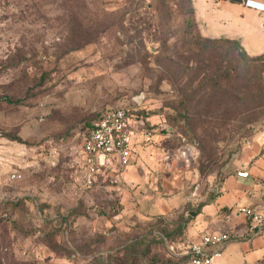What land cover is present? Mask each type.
<instances>
[{
	"label": "rangeland",
	"instance_id": "rangeland-1",
	"mask_svg": "<svg viewBox=\"0 0 264 264\" xmlns=\"http://www.w3.org/2000/svg\"><path fill=\"white\" fill-rule=\"evenodd\" d=\"M116 108L165 138L154 193L213 199L264 155V55L206 37L193 0H0V264L186 263L201 203L146 214L84 165Z\"/></svg>",
	"mask_w": 264,
	"mask_h": 264
},
{
	"label": "crops",
	"instance_id": "crops-1",
	"mask_svg": "<svg viewBox=\"0 0 264 264\" xmlns=\"http://www.w3.org/2000/svg\"><path fill=\"white\" fill-rule=\"evenodd\" d=\"M249 1L261 5L262 8L252 4L245 5L243 0H193L196 22L208 38L236 40L248 55H263L264 0ZM139 123V120L134 121L132 135L134 149L139 154L134 151L131 163L121 170L113 165L106 167L104 172L106 180H113L118 184L123 203L128 208L146 214H168L201 203V206L198 204L200 210L190 224V241L201 242L207 233L231 228L241 235L247 220L242 214H238L237 208L264 203V184H257L258 181L264 182V155L252 164L249 178L229 177L213 199L203 201L205 197L196 198L189 188H186L184 183L180 185L178 180H172L176 191L164 198L159 195L160 190L154 193L152 189L157 187L156 169H161L158 165L164 163L157 146L164 143L165 138L157 129H154L150 136L140 134L137 129ZM139 134L142 137H139ZM145 140L149 142L142 145ZM196 195L199 196L200 193ZM232 242L239 244H231ZM225 254L229 255L226 257L229 264H264V234L250 240H245L242 236L233 238L226 243L221 256L215 258L214 263L224 258ZM230 255L233 256L232 262Z\"/></svg>",
	"mask_w": 264,
	"mask_h": 264
},
{
	"label": "built area",
	"instance_id": "built-area-1",
	"mask_svg": "<svg viewBox=\"0 0 264 264\" xmlns=\"http://www.w3.org/2000/svg\"><path fill=\"white\" fill-rule=\"evenodd\" d=\"M243 3L252 4L249 0H243ZM252 5L262 8L261 5ZM133 126L134 120L129 111L116 108L106 111L91 128H88L82 150L84 165L89 170L90 176L108 166L115 165L121 170L131 163L134 158ZM240 177L249 178V170H242ZM257 184L263 186L264 182L258 181ZM237 212L247 220L243 233L239 235L231 228L207 233L202 237L201 242H189L181 254L186 259L185 264H213L215 258L221 256L226 243L233 238L242 236L245 240H250L264 234V203L256 206H240Z\"/></svg>",
	"mask_w": 264,
	"mask_h": 264
},
{
	"label": "trees",
	"instance_id": "trees-1",
	"mask_svg": "<svg viewBox=\"0 0 264 264\" xmlns=\"http://www.w3.org/2000/svg\"><path fill=\"white\" fill-rule=\"evenodd\" d=\"M219 40V39H218ZM232 41H235V42H237L239 45H240V43L238 42V41H236V40H232ZM241 46V45H240ZM242 48V47H241ZM242 50L244 51V49L242 48ZM244 53L246 54V55H248L245 51H244ZM264 55V54H263ZM248 56H250V55H248ZM259 56H262V55H259ZM130 113V112H129ZM131 114V113H130ZM97 120H98V118H97ZM92 125H93V123H89V128H91L92 127Z\"/></svg>",
	"mask_w": 264,
	"mask_h": 264
}]
</instances>
